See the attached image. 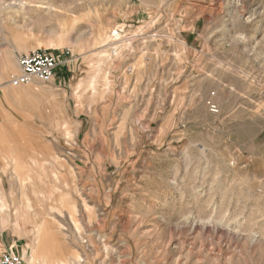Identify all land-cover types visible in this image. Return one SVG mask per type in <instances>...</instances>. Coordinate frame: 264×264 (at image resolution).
<instances>
[{
  "label": "rangeland",
  "instance_id": "374dc122",
  "mask_svg": "<svg viewBox=\"0 0 264 264\" xmlns=\"http://www.w3.org/2000/svg\"><path fill=\"white\" fill-rule=\"evenodd\" d=\"M0 3L13 72L32 49L73 53L51 113L35 96L6 133L33 155L0 144L17 169L0 175V259L264 264V0Z\"/></svg>",
  "mask_w": 264,
  "mask_h": 264
},
{
  "label": "crops",
  "instance_id": "0c3cea01",
  "mask_svg": "<svg viewBox=\"0 0 264 264\" xmlns=\"http://www.w3.org/2000/svg\"><path fill=\"white\" fill-rule=\"evenodd\" d=\"M71 63H69L67 66L60 67L58 69L57 75L49 82L34 80L28 84L16 86L10 84L7 81L11 74L14 73L13 71L15 70L13 69H15L17 65H13L12 61H8V59L4 60L2 55H0V82L2 83V85L0 86V144H22L25 145L23 149L26 150L27 156L33 155L34 138L32 136L9 135L6 133L11 132V128H27L28 125H25L24 123L26 122L25 118L29 119L33 117L32 115L35 109L34 104H30L29 106L25 103H32L35 96H42L43 99L49 98L46 105L43 106V110L47 114L51 113L50 95L52 94V91L55 87H59V85H61L63 79L62 75L65 74L64 72L71 71ZM21 117L23 120L20 119ZM2 157L3 153L2 149L0 148V159H2ZM1 165H3V162ZM19 165L20 164L16 162L15 166ZM31 165L32 164H30V166ZM31 168L29 169V167H24V172H22L21 175H24L26 177L31 175L33 176ZM14 169V167L0 168V175L15 174L17 172V169H15V171ZM31 182L32 181H30V184ZM27 190L32 191V188L30 190Z\"/></svg>",
  "mask_w": 264,
  "mask_h": 264
},
{
  "label": "built area",
  "instance_id": "2783aa9c",
  "mask_svg": "<svg viewBox=\"0 0 264 264\" xmlns=\"http://www.w3.org/2000/svg\"><path fill=\"white\" fill-rule=\"evenodd\" d=\"M72 60L73 53L68 47L32 49L18 57V71L11 74L7 82L16 86L28 84L34 80L49 82L57 75L60 67L67 66ZM207 104L211 111H218L217 105L211 101H208ZM0 264L28 263L22 255L8 249L2 254Z\"/></svg>",
  "mask_w": 264,
  "mask_h": 264
},
{
  "label": "bare ground",
  "instance_id": "6f19581e",
  "mask_svg": "<svg viewBox=\"0 0 264 264\" xmlns=\"http://www.w3.org/2000/svg\"><path fill=\"white\" fill-rule=\"evenodd\" d=\"M0 5H1V3H0ZM0 8H2V7H0ZM1 203L4 204V202H1ZM35 239H36L35 240L36 245H34L33 248H32V251H31V259L34 258V259L40 261L42 259V257H40L39 255H37L38 252L35 249H38V248L41 249V246L42 245H46L45 248H47V247L51 248L53 246V244L51 246V243H49L50 241L48 242V240H47L48 239V235H47V232L45 230V227H44V225L42 223H39L38 222L35 225Z\"/></svg>",
  "mask_w": 264,
  "mask_h": 264
}]
</instances>
